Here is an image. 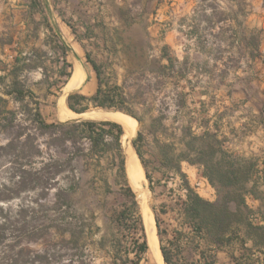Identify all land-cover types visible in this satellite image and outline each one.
Masks as SVG:
<instances>
[{
	"label": "rangeland",
	"instance_id": "374dc122",
	"mask_svg": "<svg viewBox=\"0 0 264 264\" xmlns=\"http://www.w3.org/2000/svg\"><path fill=\"white\" fill-rule=\"evenodd\" d=\"M52 1L56 14L71 27L73 39L66 46L71 64L66 66L68 72L72 74L82 62L88 75L90 53L102 65L104 88L119 86L126 97L123 106L135 116L93 101L85 102V112L115 110L137 120L143 118L138 120L133 142L142 131L144 138L134 146L145 161L147 204L155 218L160 247L170 249L180 264L198 260L201 248L213 254L218 264H264V249L250 239L244 243L243 229L222 248L195 237L180 205L187 193L184 179L173 171L164 174L166 168L158 169L161 164L156 159L159 144L173 142L192 120L196 134L207 128L216 131L219 138H225L224 148L235 157L258 162L260 173L255 178L264 175V128L260 126L264 88L254 69L258 33L247 25L244 14L253 0ZM42 2L37 3L42 6ZM4 3L9 6L10 22L31 15L23 7L11 5L26 4V0H0V5ZM63 46L57 41L55 51H62ZM53 72L54 68L49 74ZM69 77L55 78L52 93L40 87L36 92L48 122H65L59 118L63 95L68 105L69 94L82 91L92 96L96 91V87L81 84L65 94ZM26 82L31 84L34 79ZM18 107L14 102L8 104L11 109ZM159 109L165 116L167 134L159 135L157 143L149 126ZM24 118L19 114L14 128L0 131V212L10 219L6 223L12 229L9 238H17L24 248L23 259L34 251L49 254L41 264H159L150 245L136 254L135 240L147 239L148 233L142 205L129 180L123 144L121 152L109 146L93 157H77L72 166L68 156L73 147L53 135L47 133L23 144L26 135L17 137V131L24 126L27 132L35 131ZM12 138L16 148L7 145ZM38 145L41 154L34 155ZM86 148L88 153L89 143ZM182 171L201 196L219 199L221 193L202 174V167L183 161ZM259 182L258 192L264 196V179ZM247 203L255 210L252 220L264 224V199L248 195ZM198 242L201 248L197 249Z\"/></svg>",
	"mask_w": 264,
	"mask_h": 264
},
{
	"label": "trees",
	"instance_id": "16d2710c",
	"mask_svg": "<svg viewBox=\"0 0 264 264\" xmlns=\"http://www.w3.org/2000/svg\"><path fill=\"white\" fill-rule=\"evenodd\" d=\"M38 1L33 0L35 3ZM243 9L245 8H241V11H244ZM246 13L244 11V14ZM257 45L258 43L256 44V49ZM87 59L97 74L98 87L92 96L79 92L69 94L67 97L69 108L75 112L82 113L88 108L85 102L93 101L97 106L125 110L134 115L131 110L123 106L126 97L122 91H119V86L116 89L111 87L109 89L104 88L102 65L92 59L90 53H87ZM66 63L71 66L70 63ZM66 75L69 76L71 73L67 72ZM7 94L12 95L15 101L18 102L19 107L16 109L8 108V100L0 97V131L14 128L16 121L19 119V114H22L25 116L24 120L31 121L35 128L33 134L26 131L27 126L17 131V137L26 135L23 140L25 145L30 140L38 139L41 135L47 133L53 135L55 140L61 139L60 141L69 143L73 147L68 156L72 166L77 157H93L107 150L109 146H115L119 152L122 150L123 126L116 120L109 118H82L65 122H48L40 110V101L35 92L29 89L26 90L16 84L12 90H8ZM33 102L35 103L34 108L31 106ZM185 102L186 99H183L182 103L185 104ZM137 118L139 121L143 119L142 117ZM164 120L165 116L159 109V114L152 118L149 126V133L155 137L157 143H160L159 135L164 136L167 134ZM181 131L180 136L175 138L173 142L163 143V145L159 144L160 152L156 159L161 164L158 169L166 168L164 174L168 171H173L180 174L184 179L183 185L187 193L180 205L184 221L190 226L193 235L201 241L204 240L209 245L222 248V246L231 242L233 235L239 234V231L243 229L245 236L243 238L244 241H242L244 243H246L247 239H250L255 246L264 249V224L255 223L252 220L251 216L255 213V210L251 209L247 203L248 195L264 199V196L258 192L259 179H264V175L255 178L260 173L257 168L258 162L256 160L247 162L248 160L243 157H235L224 148L225 138H219L216 131H211L207 128L203 133L196 134L192 120H189ZM143 138L144 134L140 131L134 141L135 146ZM87 143L90 144L88 153L86 152ZM14 144V138H12L7 145H13L16 148L18 144ZM39 146L34 155L41 154ZM136 151L142 163L145 164L142 152L139 149ZM183 161L202 167V174L221 193L217 201L204 198L192 188L185 173L182 171ZM146 173L150 179V173L148 171ZM251 181L253 183L249 186ZM2 218H4V221H2ZM9 221V217L0 212V253H2L1 259H3L0 264H41L49 258V254L46 252L42 254L31 251L30 254L33 256H30L29 259H23L25 255L23 252L24 248L19 247L17 238H9L11 235L9 231H12V229L6 228V223ZM156 221L157 226L160 227L158 218ZM147 240L148 238L146 239V237L143 241L135 240L136 254L143 253L149 249ZM196 247L197 249L201 248L200 242H198ZM160 248L166 264H180L174 260V254L170 249H167L164 245ZM199 254L200 258L198 260L186 264H218L215 256L209 254L208 250L201 248ZM128 259L132 261L130 258Z\"/></svg>",
	"mask_w": 264,
	"mask_h": 264
},
{
	"label": "crops",
	"instance_id": "0c3cea01",
	"mask_svg": "<svg viewBox=\"0 0 264 264\" xmlns=\"http://www.w3.org/2000/svg\"><path fill=\"white\" fill-rule=\"evenodd\" d=\"M42 4L40 6L33 0H26V4L11 3L31 14L28 17L17 16L11 22L7 20L8 4L0 5V97L7 99L8 104H18L12 95L7 94L16 84L35 93L39 87L52 93L56 82L54 79L65 77L69 71L66 68V62L70 63L66 46H70L69 41L73 39L71 27L56 14L52 0H43ZM249 6L251 8L245 14V22L258 33L256 51L259 55L254 61V69L259 75V85L264 88V0H253ZM57 41L64 45L62 51H55ZM76 43L81 45L80 41ZM52 68L54 72L51 75ZM30 79H34V82L28 84L26 80ZM86 85L89 89L98 87L93 67L81 86ZM260 126L264 128V118Z\"/></svg>",
	"mask_w": 264,
	"mask_h": 264
},
{
	"label": "bare ground",
	"instance_id": "6f19581e",
	"mask_svg": "<svg viewBox=\"0 0 264 264\" xmlns=\"http://www.w3.org/2000/svg\"><path fill=\"white\" fill-rule=\"evenodd\" d=\"M87 72L82 62H78L72 76L66 82L65 94L70 90L79 87L86 79ZM59 118L63 121L73 120L78 118H109L120 122L125 128L131 132H125L123 136L124 150L127 156V171L129 180L133 188L137 192V197L142 205L144 211V221L148 233V242L155 259L159 264H165L163 254L160 248L159 239L157 235V227L155 218L149 209L147 204L148 201V189L145 186V169L139 158L135 146L131 142V139L135 136L137 131L138 121L137 119L129 114L115 110H93L90 112L78 113L73 111L65 102V96L63 95L60 99ZM129 138V141L127 140Z\"/></svg>",
	"mask_w": 264,
	"mask_h": 264
},
{
	"label": "water",
	"instance_id": "95a60500",
	"mask_svg": "<svg viewBox=\"0 0 264 264\" xmlns=\"http://www.w3.org/2000/svg\"><path fill=\"white\" fill-rule=\"evenodd\" d=\"M75 68V67H74ZM73 71H74V69L72 70V73H73ZM72 76V74L70 75V77ZM69 77V78H70ZM69 80V79H68ZM68 82V81H67ZM80 119H82V118H78L77 120H80ZM123 126V134H125V132H131L129 129H127V128H125V126L124 125H122ZM133 139H134V137L131 139V142L133 143V145H134V142H133ZM128 141H129V138L127 139Z\"/></svg>",
	"mask_w": 264,
	"mask_h": 264
}]
</instances>
